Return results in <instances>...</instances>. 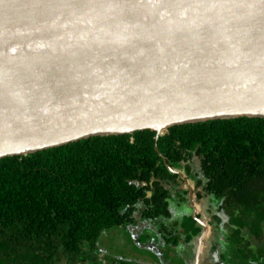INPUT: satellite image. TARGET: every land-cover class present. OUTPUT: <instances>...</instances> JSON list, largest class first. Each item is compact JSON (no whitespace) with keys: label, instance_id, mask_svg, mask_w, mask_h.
I'll return each mask as SVG.
<instances>
[{"label":"water","instance_id":"water-1","mask_svg":"<svg viewBox=\"0 0 264 264\" xmlns=\"http://www.w3.org/2000/svg\"><path fill=\"white\" fill-rule=\"evenodd\" d=\"M238 117L264 118V0H0V159Z\"/></svg>","mask_w":264,"mask_h":264},{"label":"trees","instance_id":"trees-1","mask_svg":"<svg viewBox=\"0 0 264 264\" xmlns=\"http://www.w3.org/2000/svg\"><path fill=\"white\" fill-rule=\"evenodd\" d=\"M156 134L94 136L1 158L0 264H103L98 242L105 231L135 223L141 200L144 217L163 227L170 244L196 237L201 227L192 215L167 221L171 196L163 181L176 175L156 142L170 165L198 163L197 185L211 195L224 237L222 258L264 264V118L213 119ZM208 255H217L209 240Z\"/></svg>","mask_w":264,"mask_h":264},{"label":"flooded vegetation","instance_id":"flooded-vegetation-1","mask_svg":"<svg viewBox=\"0 0 264 264\" xmlns=\"http://www.w3.org/2000/svg\"><path fill=\"white\" fill-rule=\"evenodd\" d=\"M188 164L191 165L190 171L187 170ZM170 166L176 170V172L170 170L166 165L169 171L176 175V177L171 179L169 183L163 181V185L165 188L169 189L171 196L169 201L172 216L169 217L167 221L170 220L180 222L183 220L184 216L192 215V217L201 227L200 233L189 242L185 241L186 238L183 237L181 242H179L177 245L174 246L172 243L170 244L165 236L163 227L161 225H156L153 218L144 217L143 211L145 210L146 206L144 201L141 200L137 205V210L133 214L135 223L128 224L125 232L120 230L125 228H117L112 231H105L98 242L101 251L99 256L103 257L106 255L109 257L108 260L106 259V256L102 258L103 264H196V257L199 246L201 245L200 237L202 233V226L198 222L197 218L203 220L206 214L210 215L209 223L213 231L212 235L208 237L209 249L212 252L217 251L216 264H232L231 262H228L222 258L221 242L224 237L219 234L220 232L213 218L214 202L212 201L211 195L204 190L203 186L197 185L198 178L201 176L199 173L198 163L193 159H185L179 162L176 166ZM142 185H146V182H144ZM191 187L192 191L190 190ZM147 192L149 197L153 194L152 185L150 188H148ZM173 204H176L175 206H182V204L184 206H188L190 213L187 212L185 207H183L181 212H178L177 209L175 210V206ZM195 212L197 218L194 216ZM149 224L155 226L154 230H149L151 231V234L148 232L146 233V231H135V236L137 234V240L139 243L150 245V247L140 246L138 243H136L132 230H135L134 228H151ZM127 233H129V235ZM125 234L128 235V241H131V245L130 243L127 245V240L124 237ZM155 240H158V244ZM119 242L122 244L124 243L125 245L119 244ZM153 243H155L156 246H153ZM127 246L128 249L129 246L132 248L130 250V254L127 256L121 255L120 251L127 249ZM157 250H159V255H155L156 258L152 257L150 254H153ZM201 264H207V261L202 259ZM255 264H257V262H255Z\"/></svg>","mask_w":264,"mask_h":264},{"label":"rangeland","instance_id":"rangeland-1","mask_svg":"<svg viewBox=\"0 0 264 264\" xmlns=\"http://www.w3.org/2000/svg\"><path fill=\"white\" fill-rule=\"evenodd\" d=\"M174 206L176 205V204H173ZM183 207H185L186 208V210H187V212L188 213H190V210H189V207L188 206H184L183 204H182V206H175V210L177 209L178 210V212H181V210L183 209ZM136 231H138V232H144V231H146V233L148 232L149 234H151V231H149V230H151L152 228H145V229H140V228H134ZM154 230V229H153ZM125 239L127 240V245H128V243H130V245H131V241L129 240L128 241V235L127 234H125ZM156 241V243L158 244V240H155ZM160 243V242H159ZM119 244H122L121 242H119ZM207 244H208V240L207 241H205V245L203 246L204 248H203V251H202V253H201V256H202V259H204V260H206L207 261V264H216L217 263V257H216V255H208V257H205V252H206V247H207ZM122 245H125L124 243L122 244ZM121 248V247H120ZM132 248L129 246V249H128V246H127V249H125V250H122V251H120V253H121V255H123V256H127V255H129L130 254V250H131ZM152 257H154V258H156V256L157 255H159V250H157V251H155L153 254H150ZM156 255V256H155ZM211 262V263H210Z\"/></svg>","mask_w":264,"mask_h":264},{"label":"bare ground","instance_id":"bare-ground-1","mask_svg":"<svg viewBox=\"0 0 264 264\" xmlns=\"http://www.w3.org/2000/svg\"><path fill=\"white\" fill-rule=\"evenodd\" d=\"M207 240H208V239H207ZM207 240H206V241H207ZM200 248H202V249H201V252H200V258H201V253H202L203 248H204L203 245H202Z\"/></svg>","mask_w":264,"mask_h":264}]
</instances>
